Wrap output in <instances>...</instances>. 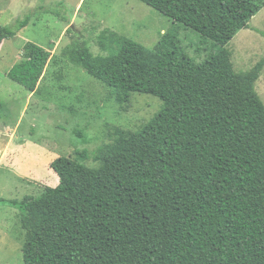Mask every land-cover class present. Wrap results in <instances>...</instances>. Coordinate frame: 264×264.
I'll return each instance as SVG.
<instances>
[{"label": "trees", "instance_id": "1", "mask_svg": "<svg viewBox=\"0 0 264 264\" xmlns=\"http://www.w3.org/2000/svg\"><path fill=\"white\" fill-rule=\"evenodd\" d=\"M139 1L217 51L196 63L173 31L154 48L111 33L107 56L82 40L63 50L117 104L140 93L163 105L137 133L55 159L59 184L38 197L0 199L19 212L24 264H264V58L236 72L227 48L264 0ZM31 18L0 25V48ZM51 58L28 42L9 77L36 94Z\"/></svg>", "mask_w": 264, "mask_h": 264}, {"label": "rangeland", "instance_id": "2", "mask_svg": "<svg viewBox=\"0 0 264 264\" xmlns=\"http://www.w3.org/2000/svg\"><path fill=\"white\" fill-rule=\"evenodd\" d=\"M29 15V25L0 48V101L5 105L0 124L18 125V137L43 146L55 159L73 157L77 149L93 152L113 145L137 133L163 105L159 98L140 93L132 94L128 105L117 104L101 82L63 58L69 45L82 40L94 55L107 56L115 51L111 33L154 48L163 35L173 31L180 53L196 63L217 51L212 41L139 0H0V25L14 26ZM28 42L52 54L34 96L9 77L10 70L23 60ZM227 48L236 72L249 71L264 58V7L250 28L239 31ZM256 90L264 103V72ZM49 168L42 167L40 174L47 181L56 179L57 186L59 177L53 170L48 177ZM16 175L11 168L0 166V199L22 200L43 192L44 185L37 182L24 189ZM15 210L0 204V264H24L25 231Z\"/></svg>", "mask_w": 264, "mask_h": 264}, {"label": "crops", "instance_id": "3", "mask_svg": "<svg viewBox=\"0 0 264 264\" xmlns=\"http://www.w3.org/2000/svg\"><path fill=\"white\" fill-rule=\"evenodd\" d=\"M31 94L34 96L35 93L32 92ZM10 125L12 124H0V166L4 165L15 171L21 186L24 185V189L26 186L31 187L33 182L41 183L44 187L49 185L55 187L56 179L47 181V178L40 174V169L50 167L55 158H52L49 151L43 146L26 138L18 137L15 132L18 125ZM51 170V168L47 170L48 177H51ZM20 184L18 185L21 188Z\"/></svg>", "mask_w": 264, "mask_h": 264}]
</instances>
